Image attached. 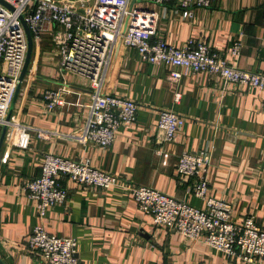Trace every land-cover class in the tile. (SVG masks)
<instances>
[{"label": "crops", "instance_id": "obj_1", "mask_svg": "<svg viewBox=\"0 0 264 264\" xmlns=\"http://www.w3.org/2000/svg\"><path fill=\"white\" fill-rule=\"evenodd\" d=\"M139 5L154 12L153 39L162 37L175 46L203 41L236 67L264 72V0H216L208 7L193 6L191 13L174 0ZM50 30L45 26L40 41H33L10 117L51 133L45 138L31 134L25 148L4 136L0 147V260L46 264L26 248L32 228L42 224L48 232L76 239L80 264H249L201 239L155 227L121 188L87 187L63 177L65 202L37 214L24 183L40 174L46 152L87 158L131 184L202 207L204 200L189 191L190 179L177 176L175 163L184 152L208 150V194L232 204L234 221L251 214L264 228V90L238 87L205 71L187 72L174 82L167 67L140 59L135 49L117 41L102 91L134 100L135 120L119 126L105 147L81 144L70 135L80 132L88 116L89 79L71 71L61 74ZM64 83L66 103L47 107L44 91ZM162 109L183 118L170 142L161 140L157 126ZM250 264H264V258Z\"/></svg>", "mask_w": 264, "mask_h": 264}, {"label": "built area", "instance_id": "obj_2", "mask_svg": "<svg viewBox=\"0 0 264 264\" xmlns=\"http://www.w3.org/2000/svg\"><path fill=\"white\" fill-rule=\"evenodd\" d=\"M12 9L0 3V129L12 144L25 148L31 134L45 138L51 132L23 124L13 117L7 119L19 75L24 63L27 38L19 19L23 16L32 40L40 41L42 30L50 26L51 40L57 51V66L89 79L91 89L88 116L80 132L71 134L81 144L89 142L107 146L116 129L135 120L137 103L128 98L102 91L103 81L117 41L136 50L140 59L168 68L172 81L187 72L205 71L215 74L238 87L264 90V72H251L233 65L220 52L203 41L188 40L175 46L162 37L153 39L154 12L139 2L165 3L170 0H4ZM216 0H174L191 13L193 6L208 7ZM237 54V47L231 50ZM68 88L43 93L47 107L63 106ZM179 93L175 94V99ZM183 125V118L172 110L159 111L157 126L161 140L170 142ZM211 160L208 150L184 152L175 163L181 179H190L189 191L204 200L198 207L184 199L166 194L146 185H134L120 175L95 167L87 158L74 159L51 152L44 154L40 174L24 183L27 195L36 201L37 214L43 216L46 207L62 204L68 189L63 177L87 187L103 190L121 188L135 200L138 209L150 216L155 227L163 226L191 239L223 251L242 262L254 263L264 258V228L251 214L241 222L232 218V204L208 194L207 170ZM75 238L48 232L42 224L32 228L26 248L37 252L46 264H80Z\"/></svg>", "mask_w": 264, "mask_h": 264}, {"label": "water", "instance_id": "obj_3", "mask_svg": "<svg viewBox=\"0 0 264 264\" xmlns=\"http://www.w3.org/2000/svg\"><path fill=\"white\" fill-rule=\"evenodd\" d=\"M134 1L135 0H131L130 6L133 5ZM0 3L5 5L6 7L10 8V9H12V7L7 2H5L4 0H0ZM19 19L21 20V23H22L23 28L25 30V34H26V38H27V50H26L24 63H23V66H22V69H21V72H20V75H19V82L17 84V87H16V90H15L12 102H11V104L9 106V110H8V113H7V119L10 118L11 109H12L14 100L16 98V94H17V91L19 89L20 83L23 80L25 74L27 73L28 65H29L30 58H31L32 48H33V40H32V36H31L30 30L28 28V25L24 22L22 15H20ZM5 132H6V127L3 126L1 128V131H0V147H1L2 142L4 140ZM75 256H77L76 253H75ZM0 264H4V263L0 260Z\"/></svg>", "mask_w": 264, "mask_h": 264}, {"label": "rangeland", "instance_id": "obj_4", "mask_svg": "<svg viewBox=\"0 0 264 264\" xmlns=\"http://www.w3.org/2000/svg\"><path fill=\"white\" fill-rule=\"evenodd\" d=\"M17 87V86H16ZM236 260H239L238 258H235ZM240 261V260H239ZM240 262H242V261H240Z\"/></svg>", "mask_w": 264, "mask_h": 264}]
</instances>
